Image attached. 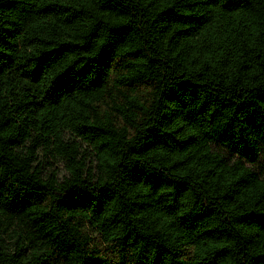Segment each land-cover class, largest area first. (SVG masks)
<instances>
[{
  "label": "trees",
  "instance_id": "1",
  "mask_svg": "<svg viewBox=\"0 0 264 264\" xmlns=\"http://www.w3.org/2000/svg\"><path fill=\"white\" fill-rule=\"evenodd\" d=\"M0 213V264H264V0H0Z\"/></svg>",
  "mask_w": 264,
  "mask_h": 264
},
{
  "label": "rangeland",
  "instance_id": "2",
  "mask_svg": "<svg viewBox=\"0 0 264 264\" xmlns=\"http://www.w3.org/2000/svg\"><path fill=\"white\" fill-rule=\"evenodd\" d=\"M154 91V83L150 81L140 82L134 85L133 93L136 94L139 100H141L146 105L149 103L151 96ZM129 93V89L126 86H121L118 91L114 94L106 91L103 97L94 103L95 107L99 112L106 111L111 119V122L115 126L123 125L124 123L121 119L110 109L109 104L111 99H114L116 102L121 101V94ZM141 115L137 114L136 119H140ZM262 157H259V164L262 163ZM0 217L3 222H6L9 226L16 228L22 235L24 241L30 246L45 247L42 242L35 236L30 227L26 224L25 220L18 213H0ZM71 221H75L77 230L80 234L88 236L87 243L85 244L86 248H97L98 254L105 256L108 259L112 260L114 256L113 253L105 247V245L99 240V235L93 228V226L88 222L87 219L81 217L71 218ZM50 264H62V262L57 258L54 253L48 249Z\"/></svg>",
  "mask_w": 264,
  "mask_h": 264
}]
</instances>
